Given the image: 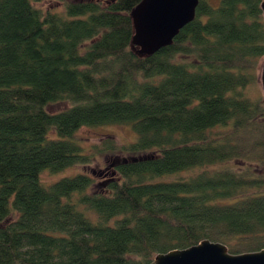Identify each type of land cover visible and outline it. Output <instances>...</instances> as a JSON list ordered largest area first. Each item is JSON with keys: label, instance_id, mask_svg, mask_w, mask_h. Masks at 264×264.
I'll return each instance as SVG.
<instances>
[{"label": "trees", "instance_id": "1", "mask_svg": "<svg viewBox=\"0 0 264 264\" xmlns=\"http://www.w3.org/2000/svg\"><path fill=\"white\" fill-rule=\"evenodd\" d=\"M33 1L0 0V264H134L203 238L264 247L261 0H199L149 55L130 43L139 0ZM106 124L135 138L86 150L75 136ZM107 154L101 184L41 178Z\"/></svg>", "mask_w": 264, "mask_h": 264}, {"label": "water", "instance_id": "2", "mask_svg": "<svg viewBox=\"0 0 264 264\" xmlns=\"http://www.w3.org/2000/svg\"><path fill=\"white\" fill-rule=\"evenodd\" d=\"M199 0H139L130 10L131 46L149 55L170 44L179 30L196 14ZM264 20V0L260 1ZM259 82L264 95V57ZM134 264H264V247L232 252L220 240L203 238L197 243L157 252L148 262Z\"/></svg>", "mask_w": 264, "mask_h": 264}, {"label": "rangeland", "instance_id": "3", "mask_svg": "<svg viewBox=\"0 0 264 264\" xmlns=\"http://www.w3.org/2000/svg\"><path fill=\"white\" fill-rule=\"evenodd\" d=\"M212 4L218 3L219 0H209ZM61 0H36L33 1L34 5L45 8H61ZM258 90L262 92L261 84L258 79ZM66 106L63 101H57L49 104L47 107L51 111H56ZM106 135H111L118 142L127 143L128 141L135 138L134 131L128 125H97L89 126L82 125L76 132L75 136L81 140L86 150H91V145L96 142H100ZM116 160L113 154L99 155L98 158L93 159L88 164H77L74 166L67 167L60 172H51L44 169L41 172V178L46 181H52L59 177L61 174L74 173L76 171H82L86 173H94L96 182L102 183L101 181L107 179L111 175L112 165Z\"/></svg>", "mask_w": 264, "mask_h": 264}]
</instances>
